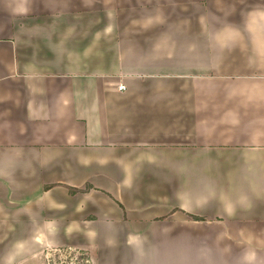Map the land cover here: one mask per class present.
Listing matches in <instances>:
<instances>
[{
	"label": "crops",
	"instance_id": "0c3cea01",
	"mask_svg": "<svg viewBox=\"0 0 264 264\" xmlns=\"http://www.w3.org/2000/svg\"><path fill=\"white\" fill-rule=\"evenodd\" d=\"M182 1L0 0V264H264V0Z\"/></svg>",
	"mask_w": 264,
	"mask_h": 264
},
{
	"label": "rangeland",
	"instance_id": "374dc122",
	"mask_svg": "<svg viewBox=\"0 0 264 264\" xmlns=\"http://www.w3.org/2000/svg\"><path fill=\"white\" fill-rule=\"evenodd\" d=\"M182 2V0H177L175 4L177 5V7H183L184 5H182ZM179 10L182 13L180 16L181 21L176 23V26L172 30L173 32L168 35L169 38L172 36H177L178 34L180 35V33H176V30L179 29L180 31H182L183 29L187 28V21L190 18V10L188 8H179ZM86 189L88 191H85ZM86 189L83 190L85 193L91 191L89 187H87ZM43 256L44 257H40L39 255L35 260V264H94V260L90 256V253L81 249L73 250L68 247L51 249L49 251H45Z\"/></svg>",
	"mask_w": 264,
	"mask_h": 264
},
{
	"label": "trees",
	"instance_id": "16d2710c",
	"mask_svg": "<svg viewBox=\"0 0 264 264\" xmlns=\"http://www.w3.org/2000/svg\"><path fill=\"white\" fill-rule=\"evenodd\" d=\"M67 188H68V190H69V192H70L71 194H75V193L81 192V191L78 190V189H73V188H70V187H67ZM89 189H91V187H89ZM85 191H88V190L86 189ZM83 192H84V191H83ZM193 219L196 220V221H199V220H200V219L197 218V217H193Z\"/></svg>",
	"mask_w": 264,
	"mask_h": 264
},
{
	"label": "built area",
	"instance_id": "2783aa9c",
	"mask_svg": "<svg viewBox=\"0 0 264 264\" xmlns=\"http://www.w3.org/2000/svg\"><path fill=\"white\" fill-rule=\"evenodd\" d=\"M124 89H125V88H124V86H122V85L118 87V90H119V91H123Z\"/></svg>",
	"mask_w": 264,
	"mask_h": 264
}]
</instances>
